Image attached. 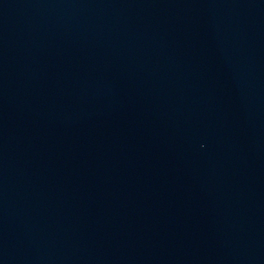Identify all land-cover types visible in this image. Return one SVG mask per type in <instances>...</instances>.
<instances>
[{"label": "water", "instance_id": "water-1", "mask_svg": "<svg viewBox=\"0 0 264 264\" xmlns=\"http://www.w3.org/2000/svg\"><path fill=\"white\" fill-rule=\"evenodd\" d=\"M0 264H264V0H0Z\"/></svg>", "mask_w": 264, "mask_h": 264}]
</instances>
